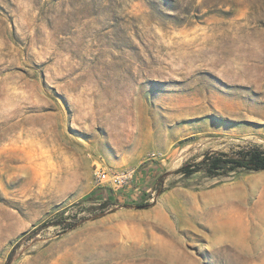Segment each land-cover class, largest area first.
<instances>
[{"label":"rangeland","instance_id":"374dc122","mask_svg":"<svg viewBox=\"0 0 264 264\" xmlns=\"http://www.w3.org/2000/svg\"><path fill=\"white\" fill-rule=\"evenodd\" d=\"M252 147L264 0H0V264H264V172L173 174ZM95 164L137 180L92 219Z\"/></svg>","mask_w":264,"mask_h":264},{"label":"trees","instance_id":"16d2710c","mask_svg":"<svg viewBox=\"0 0 264 264\" xmlns=\"http://www.w3.org/2000/svg\"><path fill=\"white\" fill-rule=\"evenodd\" d=\"M145 163L140 165L137 171L142 173L143 166ZM246 172H264V151L259 148H248L237 151L233 156H227L223 153H205L199 161L186 163L173 172L175 175L182 176L184 178H190L196 174H203L209 178L226 177L230 173L237 171ZM167 174L161 175L151 185L150 190L154 197H159L163 192V181ZM137 175L135 174L136 183ZM133 184V185H134ZM111 193L102 189L93 190L85 200L87 202L99 201V205L93 210L98 211V214H94L91 218L97 219L103 215L104 212L109 210V205L112 203L110 195ZM149 195H147L148 197ZM153 204L138 205L137 209H148ZM49 227H62L65 231H71L77 227L76 223H70L63 221H56L53 223H44L39 229L34 230L30 233L28 238H32L36 235L39 230ZM18 244L9 252L5 264H10L14 251Z\"/></svg>","mask_w":264,"mask_h":264},{"label":"built area","instance_id":"2783aa9c","mask_svg":"<svg viewBox=\"0 0 264 264\" xmlns=\"http://www.w3.org/2000/svg\"><path fill=\"white\" fill-rule=\"evenodd\" d=\"M92 177L95 189H102L117 194L124 192L134 184L135 171L124 169L109 172L100 165L95 164Z\"/></svg>","mask_w":264,"mask_h":264},{"label":"bare ground","instance_id":"6f19581e","mask_svg":"<svg viewBox=\"0 0 264 264\" xmlns=\"http://www.w3.org/2000/svg\"><path fill=\"white\" fill-rule=\"evenodd\" d=\"M224 233H228V232H224ZM228 234H230V233H228ZM156 255L165 264H167V262H168V261L166 262L165 260H168L169 259L171 261V260H173V258H175V256H173L174 253L168 252L167 249H166V251L161 250V251L156 252Z\"/></svg>","mask_w":264,"mask_h":264}]
</instances>
